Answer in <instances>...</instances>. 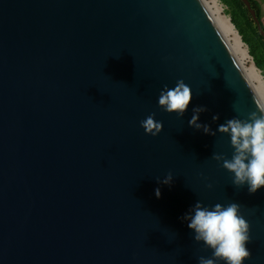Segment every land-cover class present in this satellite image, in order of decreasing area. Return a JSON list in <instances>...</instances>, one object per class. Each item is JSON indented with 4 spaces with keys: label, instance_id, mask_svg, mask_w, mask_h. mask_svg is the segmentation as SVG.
Listing matches in <instances>:
<instances>
[{
    "label": "water",
    "instance_id": "95a60500",
    "mask_svg": "<svg viewBox=\"0 0 264 264\" xmlns=\"http://www.w3.org/2000/svg\"><path fill=\"white\" fill-rule=\"evenodd\" d=\"M181 79L183 118L158 105ZM198 106L214 132L261 107L202 0H0V264H198L196 202L238 203L264 264V188L232 184Z\"/></svg>",
    "mask_w": 264,
    "mask_h": 264
},
{
    "label": "clouds",
    "instance_id": "9594fccd",
    "mask_svg": "<svg viewBox=\"0 0 264 264\" xmlns=\"http://www.w3.org/2000/svg\"><path fill=\"white\" fill-rule=\"evenodd\" d=\"M192 89L181 80L174 87L167 85L159 93V108L168 114H176L183 118L192 100ZM203 106L193 109L189 126L205 135L216 136L217 132L230 137L234 149L231 159L223 154L213 153L212 159L232 175V184L237 188L247 185L250 195L264 188V106L249 113L247 119L233 117L218 125L217 132L212 131L207 124L199 122L200 114L206 112ZM213 122L219 120L218 115L212 117ZM146 135L153 138L163 130L162 122L155 119V113L148 115L140 122ZM173 176L168 173L164 179H157L158 184L171 186ZM211 189L212 185L209 184ZM159 199L160 188L155 189ZM194 232V241L202 243L206 250H211L212 256L198 257V264H244L251 258L247 245L251 243V225L241 212L238 203L231 202L227 206L216 204L211 208L196 202L182 218Z\"/></svg>",
    "mask_w": 264,
    "mask_h": 264
},
{
    "label": "trees",
    "instance_id": "16d2710c",
    "mask_svg": "<svg viewBox=\"0 0 264 264\" xmlns=\"http://www.w3.org/2000/svg\"><path fill=\"white\" fill-rule=\"evenodd\" d=\"M247 1L249 2L248 8L243 5L241 0H220L230 11L231 23L241 36L242 41L248 46L256 69L263 73L264 28L259 19L258 4L253 0ZM250 10L253 12V15Z\"/></svg>",
    "mask_w": 264,
    "mask_h": 264
},
{
    "label": "bare ground",
    "instance_id": "6f19581e",
    "mask_svg": "<svg viewBox=\"0 0 264 264\" xmlns=\"http://www.w3.org/2000/svg\"><path fill=\"white\" fill-rule=\"evenodd\" d=\"M202 2L237 62L260 106H264V79L255 66L245 65L248 53L246 50H243L241 40L234 27L227 18L223 17L216 0H202Z\"/></svg>",
    "mask_w": 264,
    "mask_h": 264
},
{
    "label": "rangeland",
    "instance_id": "374dc122",
    "mask_svg": "<svg viewBox=\"0 0 264 264\" xmlns=\"http://www.w3.org/2000/svg\"><path fill=\"white\" fill-rule=\"evenodd\" d=\"M216 1H217V4H218L219 8L221 9V13H222L223 17L227 18L229 20V22L231 23V15L229 14L230 11L220 2V0H216ZM253 1H255L258 4V8H259V19H260V22L262 24V27L264 28V0H253ZM231 25H232V23H231ZM234 29H235V27H234ZM235 31H236V29H235ZM236 33L238 34L237 31H236ZM238 36H239V38L241 40L243 50H246L247 53H248V57L245 60V65L246 66H252V65L255 66L254 65V61H253V59L250 56L248 46L242 41L241 36L239 34H238ZM259 73H260V75L263 78L264 72L261 73L259 71Z\"/></svg>",
    "mask_w": 264,
    "mask_h": 264
}]
</instances>
